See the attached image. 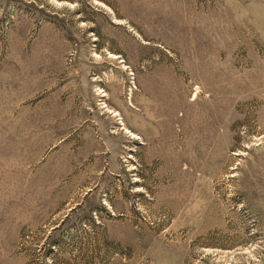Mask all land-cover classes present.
I'll list each match as a JSON object with an SVG mask.
<instances>
[{"label":"rangeland","instance_id":"rangeland-1","mask_svg":"<svg viewBox=\"0 0 264 264\" xmlns=\"http://www.w3.org/2000/svg\"><path fill=\"white\" fill-rule=\"evenodd\" d=\"M0 264H264V0H0Z\"/></svg>","mask_w":264,"mask_h":264}]
</instances>
